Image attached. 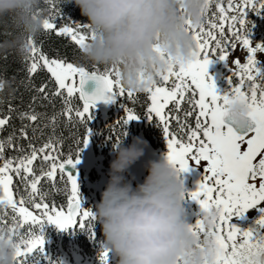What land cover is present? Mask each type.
I'll return each instance as SVG.
<instances>
[{"label": "snow or ice", "instance_id": "obj_1", "mask_svg": "<svg viewBox=\"0 0 264 264\" xmlns=\"http://www.w3.org/2000/svg\"><path fill=\"white\" fill-rule=\"evenodd\" d=\"M44 3L47 7L40 10L45 13L42 30L54 32L57 37H69L80 52L92 35L88 26L63 13L64 0H44ZM213 5L215 10L209 16ZM249 12L264 13V0H227L226 7L225 0H206L200 25H189L195 42L193 58L169 67L143 92L146 96L143 115L125 102L135 104L138 93L120 86L116 67L101 70L100 66L92 65L88 69L70 61L58 49H52L50 56L37 47L35 39H29L21 69L25 76L20 84L33 93V101L45 99L52 103L58 97L62 108L44 125L52 133L39 146L34 141L40 139L37 133L42 135L43 130L39 124L32 127V123L41 120L44 114L18 111L11 106L7 114H0V130L10 125L13 112H17L22 122H30L22 123L18 135L13 127L6 139L0 140V229H7L17 242L14 264H49L44 255L45 224L62 231L78 227L87 231L90 238L94 237V216L90 209L81 206L77 179L66 166L75 168L80 153L88 146L91 110L97 102L115 99L121 101L123 115L108 126L112 141L119 142L126 135L129 121H155L162 132L166 156L178 172L200 170L195 189L186 193L200 210L190 228L198 237L216 244L214 264H255L253 257L264 252V59L256 55L264 53V42L250 39ZM57 17L62 21L59 25L55 23ZM238 44L247 55L243 64L238 58L233 60V70L227 59ZM72 55H78L75 48ZM212 59L223 62L228 70L227 88L223 92L217 91L208 74ZM37 75L41 79L39 85L33 82ZM88 81L95 83L91 94L83 90ZM8 83L0 75V89ZM77 99L79 103L74 104ZM232 99L243 101L248 108L247 124L242 130L234 128L226 116L225 106ZM61 117L67 118L64 126L71 128L67 154L60 147L64 138L55 132ZM6 149L16 154L6 156ZM57 196H64L66 203L58 204ZM209 208L215 209L217 215L211 225L205 226L199 216ZM250 209L258 213L251 227L241 229L232 222ZM8 218L11 226L5 223ZM98 260L99 264H109V253L101 246Z\"/></svg>", "mask_w": 264, "mask_h": 264}, {"label": "clouds", "instance_id": "obj_2", "mask_svg": "<svg viewBox=\"0 0 264 264\" xmlns=\"http://www.w3.org/2000/svg\"><path fill=\"white\" fill-rule=\"evenodd\" d=\"M76 6L92 34L78 53L85 65L116 67L119 84L143 93L169 67L193 58L195 42L189 29L199 26L206 0H64ZM41 0H0V55L23 57L29 39L42 32ZM232 126L247 124V105L232 99L225 106ZM144 155L140 142L113 141V158L100 199L91 208L99 226L101 248L115 264H214L217 248L211 239L194 234L185 220L187 190L181 173L166 153L143 165L137 183L129 169ZM216 210L201 212L205 226ZM17 242L0 229V264H14ZM264 264V252L253 257Z\"/></svg>", "mask_w": 264, "mask_h": 264}, {"label": "rangeland", "instance_id": "obj_3", "mask_svg": "<svg viewBox=\"0 0 264 264\" xmlns=\"http://www.w3.org/2000/svg\"><path fill=\"white\" fill-rule=\"evenodd\" d=\"M226 6L227 0H225V7ZM214 10L215 8L213 5V7L209 10L208 15L211 16ZM247 19L251 22L252 26L250 39L257 42H264V13L257 15L249 12L247 14ZM253 46H255L254 43ZM246 55V50L242 49L238 44L235 52L228 56V67L235 70L233 60L238 58L239 62L243 64L245 63ZM256 55L258 58L264 59V53H257ZM207 71L209 76H211L214 81L217 91L223 92L226 90V77L228 76V70L224 63L217 62L215 59H212V62L208 65ZM116 101L117 99H115L113 104L108 106L104 111L98 112L95 109L91 110L92 122L90 125L89 143L88 146L80 153V162L76 164L80 169V175L77 179V183L81 196L82 207L86 209L93 208L95 203L100 199V192L104 188L108 178L107 173L109 163L113 158V141L109 140L110 138L104 134V128L109 125L106 121V114L109 115L111 113L112 116L116 111L123 110L120 106L121 103ZM138 127L139 123H137L136 120H133L131 129H137ZM127 129L128 128L125 127V131ZM125 137L126 136H124V138ZM125 139V144L132 143L133 140L139 141L144 152V155L129 169L128 172V178L135 184L141 181L146 173L142 171L143 173L140 172L138 174H134L133 167L138 165L143 167L145 162L148 160L160 159L162 155L166 153L167 149L164 140L163 150L149 148L140 132L133 134V136L129 139ZM36 164L37 162H34V166ZM181 175L186 190H194L197 181L200 179V170L198 168H190L188 172L182 173ZM16 179L17 178L14 176L15 182ZM184 207L186 209V215L184 217L185 220L189 223H194L199 215V206L196 202L189 200L186 196ZM30 210L35 213L34 209ZM257 216L258 213L254 209H250L246 211L242 217L234 218L232 222L241 229H245L253 225ZM5 223L9 226L12 225L10 218L5 220ZM21 230L25 231L26 228ZM42 234L44 237V255L47 257L49 264H99L98 253L100 252V247L95 250L97 251L95 258L82 257L79 255L78 250L73 246L71 239L66 240V238H63V236L66 235V230H58L55 225L45 224L43 226ZM109 264H115L114 259L110 254Z\"/></svg>", "mask_w": 264, "mask_h": 264}, {"label": "trees", "instance_id": "obj_4", "mask_svg": "<svg viewBox=\"0 0 264 264\" xmlns=\"http://www.w3.org/2000/svg\"><path fill=\"white\" fill-rule=\"evenodd\" d=\"M41 4L43 8L47 7V5H45L44 3V0H41ZM61 7L63 13L73 21H79L81 23L86 22V18L81 16L80 11L76 6L68 3L63 4ZM61 22V18L57 17L55 23L59 25ZM35 43L38 48H40L43 52L49 54L50 56L52 55V49H58L61 53H66L70 61L81 63L86 68L91 69V65H85L82 61L79 60L78 55L76 57L72 55L74 48L77 53H79V49L78 47L74 46L69 37H57L54 32H46L42 30L41 34L35 39ZM24 63V57H17L14 55H0V75H2V77L9 82L3 89H0V114H7V110L10 106L17 109L18 111L32 110L36 113L44 114L41 120L32 123V127H36L37 124H39L40 128L43 130L42 135L40 132L37 133V135L40 136V139L34 141V143L39 146L48 139L49 135H51L52 129L50 127H45L44 125L49 123L51 117L61 110L62 101L58 97L55 98L52 103H50L49 100L45 99H37L33 101V93L26 91L25 88L20 84V80L25 76V72L21 70ZM5 64L7 65L6 71H4ZM100 68L101 70H103V67L100 66ZM33 82L36 85H39L41 82L40 76H35ZM136 100L137 102L135 104L127 100L125 102L128 104V107L133 108L136 113L143 115L146 106V96L143 93H138L136 96ZM116 102L121 103L119 99H117ZM78 103V99L74 101V104ZM106 115V121L109 125H111L123 115V110L116 111L112 116L111 113L109 115ZM65 119L67 118H59L60 122L55 132L58 137L62 136L64 138V142L60 147L62 148V151L67 154V152L69 151V145L71 144V128L70 126L67 128L64 126L63 121ZM136 121L137 123H139V125H141L140 128L142 129V134L145 141L147 142V145L152 149H163L162 132L156 125L155 121H148L146 119H137ZM91 122V120L88 122L89 129ZM132 122L133 121H130V123L125 126L128 128L125 135V138L127 139L135 134L138 129H131ZM22 123L27 124L30 122H22L18 118L17 112H13L10 118V125L4 130H0V140L6 139L8 134L13 130V127L17 130L18 135ZM108 126L104 128V134L110 138ZM81 132H83V129H81ZM29 135H31V128L29 129ZM109 140L112 139L110 138ZM20 143L25 144L26 146L25 141L21 140ZM15 154L16 153L11 149H6V156ZM62 201L66 203L64 196L56 197V202L58 204ZM92 231L94 232V237L90 238L87 231L78 227H73L66 230V235H64L63 238H66V240L71 239L73 246L78 250L80 256L95 258L97 254V251L95 250L96 248L100 247L102 237L98 225L94 224Z\"/></svg>", "mask_w": 264, "mask_h": 264}, {"label": "water", "instance_id": "obj_5", "mask_svg": "<svg viewBox=\"0 0 264 264\" xmlns=\"http://www.w3.org/2000/svg\"><path fill=\"white\" fill-rule=\"evenodd\" d=\"M94 89H95L94 81H88L85 84L83 90L86 93L91 94L94 91ZM110 103H112V102H108V103H105V102H102V101L101 102H97V104L95 105L94 108H96L97 110L101 111V110H104ZM66 169H67V171H69L70 174L74 175L76 178L78 177L79 172H78V169L76 168V166H75V168H71L70 166H66ZM142 170L143 169L141 167H139V168H135L134 172L135 173H139Z\"/></svg>", "mask_w": 264, "mask_h": 264}]
</instances>
